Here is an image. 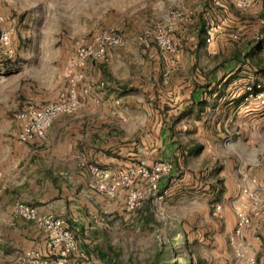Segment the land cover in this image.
<instances>
[{"label":"crops","instance_id":"1","mask_svg":"<svg viewBox=\"0 0 264 264\" xmlns=\"http://www.w3.org/2000/svg\"><path fill=\"white\" fill-rule=\"evenodd\" d=\"M83 5L92 9L89 1ZM60 8L61 0H0L4 16L0 29L11 33L10 50L0 49V264H28L24 260L27 251L44 255L48 249L47 233L15 213L18 201L40 214L51 213L67 221L77 249L66 264L118 263L116 244L109 239L122 237L128 224L137 226L141 205L125 213L126 189L122 186L112 199L90 189L87 165L115 172L156 159L154 154L141 159V140L115 131L124 122L140 126L142 119L151 126L182 128L187 148L193 145L181 151L187 155L183 160L193 154L203 157L204 143L226 135L236 133L235 137L250 141L254 124L264 119V106L247 99V86L264 71V0H255L245 9L231 0H133L117 8L128 24L132 15H139L141 21H165L171 10L185 13L171 28L176 55L154 45L147 51L141 49L140 42L118 31L125 44L110 48L109 60L94 66L91 62L76 64L73 52L63 59L62 42L44 38V32L60 27L44 16H55ZM207 28L213 31L209 42ZM60 57L66 62L63 76L58 68ZM31 61L36 66L29 70L25 64ZM69 62L85 73L79 107L53 119L44 140L20 142L15 114L24 103L22 97L54 100L66 82ZM29 79L36 82L31 83L34 91L29 89ZM44 81L54 82V91L48 95L36 93V86ZM87 86L90 91L82 93ZM11 97L20 98L8 104ZM174 138L167 132L161 149H170ZM108 147L116 154L109 153ZM174 166L175 173L160 185L170 187L181 177ZM182 166L187 172L192 164ZM215 174L207 185L213 191L226 190L227 195L237 188L235 192L244 194L245 186L256 187L254 177L242 169L232 173L219 169Z\"/></svg>","mask_w":264,"mask_h":264},{"label":"rangeland","instance_id":"2","mask_svg":"<svg viewBox=\"0 0 264 264\" xmlns=\"http://www.w3.org/2000/svg\"><path fill=\"white\" fill-rule=\"evenodd\" d=\"M88 1L92 5L91 10L83 5ZM132 3L133 0H120V2L61 0L59 14L44 16L47 18L46 21L60 24V27L57 30L44 32V38L62 42L59 46L63 52V59L69 57L72 52L74 56L81 42L92 40L95 35L106 29L127 33L130 38L140 42L141 49L147 51V48L156 45L151 42L149 46H145L142 38L154 26L164 21H141L139 15H132L128 24L125 15L117 14V8ZM107 6L109 7L106 11ZM132 29L133 34L130 33ZM19 38L21 40V37ZM63 59H60L58 66L60 71L62 69L61 76L66 64ZM100 64L103 63H92L93 66ZM25 66L30 70L36 65L34 66L31 61ZM72 66L69 62L67 74L74 69ZM67 76L64 87L60 90L67 86ZM29 82V89L34 91L31 83L36 84V82L31 79ZM44 82L39 86L35 85L36 93L48 95L49 92L54 91V82L51 84L49 81ZM18 91L20 92V87ZM19 98L11 97L8 104L14 101L16 104ZM22 98L24 102L35 100L30 97ZM14 113L15 110L11 111V118ZM124 123L122 126H117L115 131L127 138L134 136L141 140V159L144 155L154 154L155 160H171L176 164V172H179L181 177L172 182L170 187L160 185L156 190L149 184L139 187L142 192L140 199L142 213L139 222L136 223L137 226L132 227L128 224L124 228L122 237L119 235V239H109L112 244H116L114 252H116L117 264H249V258H254L255 264H264V223L260 214V207L264 205V190H262L264 188V119L254 124L250 141L235 137L238 135L236 133L231 137L226 135L220 138V141L215 139L213 143H204L203 157L193 154L183 160L182 157L187 155L181 154V151L190 150L193 145L190 149L187 148L189 143L184 140L185 133L182 128L151 126L142 119L140 126ZM227 129L231 132L230 128ZM169 131L175 138L174 143L171 142L173 146L166 151L161 149L164 144L162 139H165V134ZM143 145L147 147L143 148ZM155 145H158V148L153 151ZM110 149L113 150L112 147H108L109 153L116 154ZM177 157L180 159L179 164ZM182 163L184 165L191 163L192 167L186 172ZM198 163L201 164L197 165ZM219 169H226L230 173L242 169L250 173L256 182V187L252 188L256 199L252 200L240 191L235 192L237 188L234 192L229 191L227 195L226 190L213 191L208 188V180H213ZM194 172L199 173V177ZM165 189L167 191L164 194ZM236 211H242L249 219L240 234L235 232L238 225ZM124 212L127 213L126 210ZM238 252L242 257H238Z\"/></svg>","mask_w":264,"mask_h":264},{"label":"built area","instance_id":"3","mask_svg":"<svg viewBox=\"0 0 264 264\" xmlns=\"http://www.w3.org/2000/svg\"><path fill=\"white\" fill-rule=\"evenodd\" d=\"M255 0H231L240 9L250 7ZM185 13L180 10H171L162 24H158L142 38L145 46L151 42L163 52L175 56L177 46L171 34V28L176 20L183 19ZM4 16L0 14V24ZM207 41H211L213 31L206 29ZM11 33L9 30L0 29V49L10 50ZM125 44V38L118 31L106 29L94 36L92 40L81 42L75 51L74 62L83 65L86 62L105 63L109 60V49L121 47ZM264 59V52L262 54ZM167 79V73L164 74ZM85 78V73L81 69H73L68 74V83L65 88L59 91L54 100L37 102L35 100L25 101L15 114L19 125L18 140L20 142H32L36 139L44 140L46 129L56 117L60 115L72 114L81 103L79 94L80 83ZM90 91V86L84 87L83 92ZM247 99H252L264 106V71L257 81L247 86ZM92 179L88 182V187L108 199L116 196L120 186L126 189L125 210L132 212L140 205L142 192L136 185L146 182L152 189H158L162 180L175 173L174 163L169 160H155L151 164L140 161L131 164L115 172L108 168L94 164L87 165ZM166 189L163 191L166 193ZM243 193L246 197L255 200L254 190L245 186ZM15 213L26 219L33 221L36 226L43 229L48 235V249L43 255L35 250L25 253L24 260L28 264H66L69 254L77 249V241L74 233L68 228L67 221L51 213H38L34 207L25 202L18 201L14 206ZM217 208H220L217 206ZM238 225L236 234H240L244 226L249 222L248 217L242 211H236ZM260 214L264 223V205L260 207ZM238 257L242 254L238 252ZM249 264H255L254 258L248 259Z\"/></svg>","mask_w":264,"mask_h":264},{"label":"trees","instance_id":"4","mask_svg":"<svg viewBox=\"0 0 264 264\" xmlns=\"http://www.w3.org/2000/svg\"><path fill=\"white\" fill-rule=\"evenodd\" d=\"M200 148V147H199Z\"/></svg>","mask_w":264,"mask_h":264}]
</instances>
